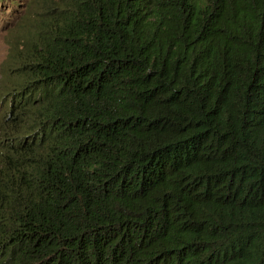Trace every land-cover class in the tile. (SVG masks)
Instances as JSON below:
<instances>
[{
    "label": "trees",
    "instance_id": "obj_1",
    "mask_svg": "<svg viewBox=\"0 0 264 264\" xmlns=\"http://www.w3.org/2000/svg\"><path fill=\"white\" fill-rule=\"evenodd\" d=\"M31 9L0 112V264H264V0Z\"/></svg>",
    "mask_w": 264,
    "mask_h": 264
},
{
    "label": "rangeland",
    "instance_id": "obj_2",
    "mask_svg": "<svg viewBox=\"0 0 264 264\" xmlns=\"http://www.w3.org/2000/svg\"><path fill=\"white\" fill-rule=\"evenodd\" d=\"M29 2L22 1L16 10L0 6V112L7 102L6 94L15 86L14 57L32 36L35 13L32 9L26 12Z\"/></svg>",
    "mask_w": 264,
    "mask_h": 264
}]
</instances>
